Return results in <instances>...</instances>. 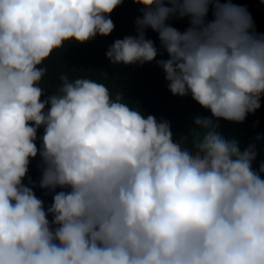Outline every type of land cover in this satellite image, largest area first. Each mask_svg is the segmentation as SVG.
I'll use <instances>...</instances> for the list:
<instances>
[{
  "label": "clouds",
  "instance_id": "1",
  "mask_svg": "<svg viewBox=\"0 0 264 264\" xmlns=\"http://www.w3.org/2000/svg\"><path fill=\"white\" fill-rule=\"evenodd\" d=\"M123 3L0 0V264H264V162L256 170V145L221 123L243 124L264 100V33L246 7L133 0L136 35L106 53L114 66L157 62L146 34H158L169 91L211 113L180 140L90 78L62 74L45 98L47 62L110 37Z\"/></svg>",
  "mask_w": 264,
  "mask_h": 264
},
{
  "label": "trees",
  "instance_id": "2",
  "mask_svg": "<svg viewBox=\"0 0 264 264\" xmlns=\"http://www.w3.org/2000/svg\"><path fill=\"white\" fill-rule=\"evenodd\" d=\"M226 2V0H224ZM233 3L244 6L251 13L256 31L264 33V3L261 0H232ZM141 15L140 6L133 0H124V3L112 14L111 19L115 30L110 37L97 36L93 41L83 44H71L53 55L47 62V74L42 82L45 89V98L57 90L61 81L60 76L67 74L71 79L86 77L105 84L112 92L113 97L121 92L125 102L134 108H140L146 115H154L157 120H168L176 140L187 135L193 126L196 116H210L211 113L203 109L191 96L177 97L168 89V82L158 61L167 59V54L160 48L158 34L148 30L147 38L155 41L160 55L157 62L143 66H114L107 58L106 53L117 39L136 35L135 20ZM210 12L209 19H212ZM180 31L189 27L187 19L174 18L169 21ZM107 77H106V76ZM262 107L254 115L250 114L243 124L222 121L223 132L228 137H235L242 148L255 144L258 157L254 168L264 162V100ZM43 136V129L38 133ZM38 148L40 142L37 144ZM40 159L33 160L30 165L29 179L38 185L41 176ZM28 183V180L25 181ZM38 198L42 199L47 207L52 203V196L36 187L33 189ZM51 220V217H49Z\"/></svg>",
  "mask_w": 264,
  "mask_h": 264
}]
</instances>
